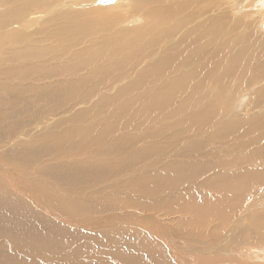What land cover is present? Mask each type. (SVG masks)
Here are the masks:
<instances>
[{
    "label": "bare ground",
    "instance_id": "1",
    "mask_svg": "<svg viewBox=\"0 0 264 264\" xmlns=\"http://www.w3.org/2000/svg\"><path fill=\"white\" fill-rule=\"evenodd\" d=\"M0 264H264V0H0Z\"/></svg>",
    "mask_w": 264,
    "mask_h": 264
},
{
    "label": "snow or ice",
    "instance_id": "2",
    "mask_svg": "<svg viewBox=\"0 0 264 264\" xmlns=\"http://www.w3.org/2000/svg\"><path fill=\"white\" fill-rule=\"evenodd\" d=\"M113 2H114V0H113Z\"/></svg>",
    "mask_w": 264,
    "mask_h": 264
}]
</instances>
